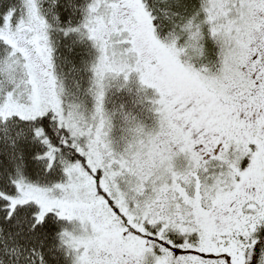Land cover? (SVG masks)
<instances>
[{"label": "snow or ice", "instance_id": "obj_1", "mask_svg": "<svg viewBox=\"0 0 264 264\" xmlns=\"http://www.w3.org/2000/svg\"><path fill=\"white\" fill-rule=\"evenodd\" d=\"M0 264H264V0H0Z\"/></svg>", "mask_w": 264, "mask_h": 264}]
</instances>
